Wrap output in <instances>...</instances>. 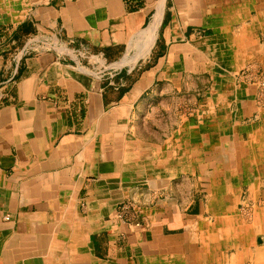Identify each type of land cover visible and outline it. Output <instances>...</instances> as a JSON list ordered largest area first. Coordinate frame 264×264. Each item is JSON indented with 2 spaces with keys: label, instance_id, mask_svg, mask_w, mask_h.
Returning <instances> with one entry per match:
<instances>
[{
  "label": "crops",
  "instance_id": "1",
  "mask_svg": "<svg viewBox=\"0 0 264 264\" xmlns=\"http://www.w3.org/2000/svg\"><path fill=\"white\" fill-rule=\"evenodd\" d=\"M167 2L0 0V264H264V208L253 225L237 214L245 191L264 198V111L240 122L253 92L240 68L263 50L247 25L262 10L230 28L243 38L233 57L216 42V7ZM206 70L214 82L197 111L222 116L226 163L208 178V203L190 219L162 198L140 211L148 226L127 224L122 202L192 165L196 131L179 111Z\"/></svg>",
  "mask_w": 264,
  "mask_h": 264
},
{
  "label": "rangeland",
  "instance_id": "2",
  "mask_svg": "<svg viewBox=\"0 0 264 264\" xmlns=\"http://www.w3.org/2000/svg\"><path fill=\"white\" fill-rule=\"evenodd\" d=\"M167 1V0H166ZM183 3L180 5L183 9L186 8L185 6L192 5L193 2H196L197 6L199 7L200 11L203 13L207 9H211L213 6L216 7L217 15L220 14L222 18L224 16L226 19H223L224 21L219 24L221 34L222 36L216 40V42L220 45L222 50V55L226 54L228 50L232 49L231 56L236 57V51L234 44L236 45V42H241L239 40L243 39L237 33H239L241 27H244V21H247L245 13H247L250 9H252L253 5L258 4L262 12L260 14H256L253 11L254 14V20L252 23H255V28L252 30L247 25L251 34V31H254V38H260L261 43L260 46H262L263 50L261 52V59L256 60L254 64L249 63L250 65H245L240 68V80H245L247 84L250 85L253 92L245 96V104L243 105V108L246 109L249 113L248 116L240 118V122L244 125L248 124H258L261 120V118L258 116L261 111H264V0H181ZM186 1V2H185ZM256 1V2H254ZM176 0H168L167 5L165 6V10L168 7L175 6ZM188 4V5H187ZM191 6H188V8ZM207 8V9H206ZM221 10H218V9ZM164 10V13H165ZM167 13V12H166ZM153 18V17H152ZM227 20L230 21L227 22ZM250 23V21L248 22ZM242 24V25H241ZM251 24V23H250ZM232 27V28H231ZM197 32L205 38L208 36L214 35V28L208 27V26H197ZM230 28L236 29L234 31L238 32L236 34L233 33L231 30L230 35L228 34L230 31ZM238 28V29H237ZM243 31V29H241ZM233 34V35H231ZM249 34V35H250ZM226 36V37H225ZM230 46L227 48V46ZM47 47L50 45H46ZM200 52V54H197L199 57L198 61L208 58L207 52ZM230 52V51H229ZM209 56V54H208ZM197 61V62H198ZM190 63H195L193 61H190ZM192 66V65H191ZM251 66V67H250ZM190 73H193L192 70H189ZM188 71V72H189ZM207 71V70H206ZM188 72H185L184 78L186 83H189L188 85L191 86V82L193 84V79H191L188 75ZM222 75L224 74L223 69H220L218 71ZM196 76H205L204 79H197L200 80V84L198 86H195V89L192 88V92L187 91L186 96L181 98V102L185 103V106L179 111V113L184 116L185 120L190 121L191 126L190 128L194 129L196 133L191 138V143L195 149H192V151L187 152L188 155H192L193 163L187 162L189 158H185V166L184 169L186 170L184 173H181L179 176L176 177H170L169 179L166 177L164 181H160V185L163 184V186H159L158 188L148 187V183L145 184V189H142L141 191H136L135 199H129L124 202H122L121 207L118 210V213H122L123 216L120 217L121 220H125V222L128 224H131L136 226L137 218L141 215L143 212L145 206H148L152 203H161V199L168 198L169 201H176V199L179 201V209L186 213H188L190 216V219L197 218L199 215L200 208L199 206L205 205L209 201V191H208V178L210 175L212 176L213 172H219V169L224 167V164L226 163H220L218 162V155L222 154L223 149L222 145L224 143V140L222 138V133H217V124L222 121V116H219L217 114V111L215 109H211L203 113L198 114V108L199 105L202 103H206L208 97H209V89L211 88L212 83L214 82V78L210 72H202V73H195ZM182 77V76H181ZM223 92L219 93L220 102L222 104L225 103L226 98H223ZM175 95V94H172ZM214 94L212 93V96ZM176 96V95H175ZM173 97V96H172ZM170 100L171 99L170 97ZM177 100V99H176ZM236 103V101H233V104ZM235 106V105H234ZM234 110V109H233ZM160 126H154L149 128L151 129H159ZM143 129H147L146 126L142 127ZM187 129V128H186ZM188 131V129H187ZM148 135H151L150 130H148ZM185 135V132H184ZM210 135L213 140L210 142H206V137ZM213 135V136H212ZM221 137V139H219ZM153 136V135H152ZM155 138V135L153 136ZM187 137H185L186 139ZM156 139V138H155ZM161 158H164V151H160ZM157 157V156H156ZM223 159V158H222ZM221 159V160H222ZM190 161V160H189ZM229 166H226V169H228ZM171 181V183H170ZM166 182V183H165ZM169 182V183H168ZM167 187H170L169 189H166ZM264 190V187L262 188ZM257 190V189H256ZM255 191V190H254ZM257 192V191H256ZM179 193V196L176 194ZM263 193V192H262ZM248 191H245L242 196V203H240L237 214L238 216L244 220H246L248 223L252 224L254 223V219L259 215V211L264 208V198H262V195L257 193V196H254V198H249ZM249 199V200H248ZM246 202V203H243ZM249 204L247 205V203ZM126 205L129 207L128 209L124 207ZM159 205V204H158ZM142 208V209H141ZM141 211V213H140ZM144 214V212H143ZM205 216H208V214H205ZM199 217V216H198ZM143 220L141 221V226L144 224L148 226V222H145L144 217H142ZM253 225V224H252ZM138 226V227H141ZM257 231V228H255ZM178 231H183V228L177 229ZM255 231V232H256ZM185 233V232H184ZM261 246H264V241L259 243ZM251 250V249H250ZM248 263V262H247ZM244 263V261L241 260L239 264H247ZM236 264V263H235Z\"/></svg>",
  "mask_w": 264,
  "mask_h": 264
},
{
  "label": "built area",
  "instance_id": "3",
  "mask_svg": "<svg viewBox=\"0 0 264 264\" xmlns=\"http://www.w3.org/2000/svg\"><path fill=\"white\" fill-rule=\"evenodd\" d=\"M124 207L125 208H129V207H127L126 205H124ZM122 216H123V214L122 213H120ZM119 213H118V215H119V217H122L121 215H120ZM8 218V217H7ZM136 226H141V219L140 218H137V221H136Z\"/></svg>",
  "mask_w": 264,
  "mask_h": 264
}]
</instances>
